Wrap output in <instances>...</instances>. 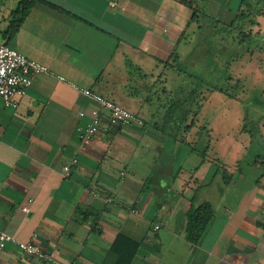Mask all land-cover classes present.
<instances>
[{"label":"crops","instance_id":"1","mask_svg":"<svg viewBox=\"0 0 264 264\" xmlns=\"http://www.w3.org/2000/svg\"><path fill=\"white\" fill-rule=\"evenodd\" d=\"M182 1L35 0L8 35L18 0H0V40L50 72L32 77L16 109L0 100V231L55 261L8 244L0 264H264V173L244 187L243 150L235 145L228 156L225 139L211 128L200 132L198 115L174 106L186 108L189 93L176 102L184 76L170 56L188 57L189 34L201 24L189 21ZM196 2L218 21L232 19L240 4ZM262 29L259 23L256 32ZM56 76L115 102L144 126L104 121L82 149L77 136L95 104ZM177 109L183 135L159 128L178 121ZM74 158L65 178L62 168ZM192 198L213 212L196 244L186 239Z\"/></svg>","mask_w":264,"mask_h":264},{"label":"rangeland","instance_id":"2","mask_svg":"<svg viewBox=\"0 0 264 264\" xmlns=\"http://www.w3.org/2000/svg\"><path fill=\"white\" fill-rule=\"evenodd\" d=\"M254 2L258 11L264 8V0ZM200 22L199 32L196 31L195 35L189 34L192 39L188 44L190 54L176 63L178 69L185 74L181 73L184 77H179L181 85L175 100L177 102V99L185 97L187 89L188 106L185 108L183 105L182 109V103L178 102L174 106L179 107L180 111H190L193 116L198 115L197 125L200 132L204 133L211 128L213 137L225 139V152L228 156L235 145L243 150L238 167L244 176L243 186L246 187L264 173V17H254L253 22L256 25L244 30L243 35L251 32L248 40L242 41L243 35L226 29L225 34L221 35L220 45L218 36H214L213 21L201 17ZM259 23L263 29L258 33L256 31ZM218 29L221 30V27ZM184 47V44L180 45L178 50L181 51ZM200 48L208 49L212 53L211 57L216 55L226 63L227 68L222 70L214 67L212 62L205 63L204 59L197 57ZM202 96H205V101ZM202 101L205 102L204 105ZM179 110H176L178 121L174 125L160 124L159 128L168 129V134L174 132L183 135L179 130L183 131L185 125L182 124ZM152 127L149 126L150 129ZM170 138L167 135V141L162 145L164 155L170 152ZM258 159L262 164L252 168Z\"/></svg>","mask_w":264,"mask_h":264},{"label":"built area","instance_id":"3","mask_svg":"<svg viewBox=\"0 0 264 264\" xmlns=\"http://www.w3.org/2000/svg\"><path fill=\"white\" fill-rule=\"evenodd\" d=\"M37 74H50V72L45 66L27 59L16 50L10 48L6 43L0 42V100H2L5 107L11 109L17 108L18 102L16 97L26 95L31 87L32 77ZM56 78L59 82L69 85L95 104V107L90 111L89 122L77 136L82 149L95 137L97 130L104 121L111 127L144 126L140 118L115 102L104 98L92 90L78 87L65 80L62 76H56ZM77 163V159L74 158L69 164L63 166L62 172L65 178H69L71 167L77 165ZM23 212L28 213L29 209L24 207ZM157 229L158 227H155V230ZM8 244L15 245L22 254L39 262L55 263L53 258L36 244L20 242L14 236L0 231V252Z\"/></svg>","mask_w":264,"mask_h":264},{"label":"trees","instance_id":"4","mask_svg":"<svg viewBox=\"0 0 264 264\" xmlns=\"http://www.w3.org/2000/svg\"><path fill=\"white\" fill-rule=\"evenodd\" d=\"M35 0H18V6L16 10L13 12V18L10 21L5 33L8 35L13 34L21 20L24 18V16L30 11L33 3ZM186 7H188L191 10L190 15V22L197 21L198 19L207 18L208 20L213 21V29L215 30L214 36H218L217 41H219V45L221 44V35L225 32L224 30H235L239 33V35H243V32L245 29H249L250 27H254L256 25L255 22H253V18L257 16L264 15V8L260 11H258L255 8V2L254 0H240V4L237 10V13L232 19H228L225 21H218L210 18L204 11H202L201 8L197 6L196 0H183L182 1ZM221 27V30L218 29ZM200 28V27H199ZM218 29V30H217ZM218 33V34H217ZM249 34H244L242 37V41H246L249 38H251V32H248ZM225 34V33H224ZM203 41V40H201ZM201 49V48H200ZM203 50L205 52V59L203 57ZM197 57H200L201 59L205 60V63L212 62L214 67L225 69L227 68L226 63H223L220 59H218L215 55V57H211L212 53L208 49H201L200 52H197ZM218 55V54H217ZM175 50L170 56V59H173L175 63H177L179 60L177 59ZM206 59H209L206 61ZM219 60V61H218ZM213 67V66H212ZM178 69V67H177ZM179 70V69H178ZM180 73H184L179 70ZM185 74V73H184ZM218 89V88H216ZM211 91V90H210ZM196 96V94H195ZM197 98V97H196ZM189 99V96H188ZM205 153V152H204ZM203 153V154H204ZM222 174H226L225 171H222ZM213 212L208 204L204 203L200 206L195 207L193 198L188 202V208L186 211V239L191 244H196L200 238L201 235L208 224V222L212 219Z\"/></svg>","mask_w":264,"mask_h":264}]
</instances>
